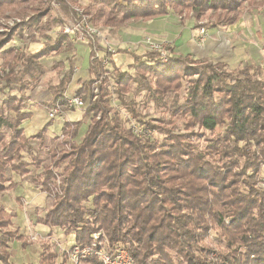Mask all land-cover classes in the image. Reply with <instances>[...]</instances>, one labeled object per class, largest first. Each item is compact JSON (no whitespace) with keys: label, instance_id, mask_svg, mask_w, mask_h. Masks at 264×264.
Wrapping results in <instances>:
<instances>
[{"label":"trees","instance_id":"16d2710c","mask_svg":"<svg viewBox=\"0 0 264 264\" xmlns=\"http://www.w3.org/2000/svg\"><path fill=\"white\" fill-rule=\"evenodd\" d=\"M81 1L89 8L101 5L90 21L112 29L171 12L181 19L192 12L197 28H217L237 23L246 8H264V0H0V23L8 17L22 20L34 15L0 34V60L8 70L0 79V92L5 94L0 104V195L18 187L8 170L24 179L27 164L41 162L31 141L42 150L53 120L34 136H25L21 125L32 118L24 110L27 91L34 90L45 75L42 60L71 49L74 36L59 32L29 54H15L9 42L22 37L24 28L33 40L44 26L63 23L52 14L53 6L68 10ZM214 12L215 20L204 23L205 16ZM44 17L49 20L42 25ZM106 57L113 74L108 76L103 58L96 60L91 68L94 78L78 92L104 78L97 100L83 112L89 124L86 135L75 142L83 119L68 122L63 126L67 140L59 141L53 151L55 156L62 153L55 167L68 161L60 187L54 186L50 167L31 179L52 199L38 223L74 235L73 246H91L92 235L101 232L108 247L123 246L136 264H264V190L258 186L264 182V79L253 74L250 65L229 70L223 63L195 60L191 55H173L164 62L149 51L132 55L136 71L132 76L122 71L112 54ZM71 77L70 69L59 82L53 105L58 97H65ZM184 82L188 87L182 95ZM112 93L141 126L151 123L125 101L129 93H145L147 100L169 113L161 121L169 127L157 126L163 140L136 137L117 111L110 117ZM179 117L186 121V131L198 129V144L191 142L189 132L176 134ZM222 126L225 130L218 131ZM14 216L0 204V264H11L14 241L29 245L13 228ZM211 232L221 243L214 249L208 243ZM43 247L39 264L69 262L67 253L58 263L57 252L48 243ZM80 264L102 262L90 256Z\"/></svg>","mask_w":264,"mask_h":264},{"label":"rangeland","instance_id":"374dc122","mask_svg":"<svg viewBox=\"0 0 264 264\" xmlns=\"http://www.w3.org/2000/svg\"><path fill=\"white\" fill-rule=\"evenodd\" d=\"M80 4V6H74V8L70 7L68 10L64 7L53 6L52 14L55 15V18L63 20V23H58V25L51 27L45 26L43 30L35 33V38L33 40L31 39L32 35L29 34L28 29L24 28L22 31V40L12 39L9 42L15 54L21 52L29 54L42 49L48 41L54 40L59 32L67 34L65 29L72 28L80 22L88 23V26L95 31L92 38L87 36L85 32H83V36L80 33L73 34L71 32L67 34L69 36H74L72 42L73 47L59 55L53 54L44 58L42 60V64L45 68L44 77L41 78L34 90L27 91L29 100L25 105V112H31V115L37 114L36 110L40 107H44L48 122L53 120L55 125L53 124L52 131L48 133V136L46 135L44 148L42 150L38 148L35 140L31 141V144L35 147L34 152L38 154L41 162H39L37 166L27 164L25 170L28 172V175L24 179L18 174L8 170L9 176H13L19 189L13 191L9 190L0 195V204L15 214L12 219L13 228L19 231L20 235H23L25 241L29 244L25 246L21 241H14L11 244V264H39L41 254L43 253V246L46 243L49 244L52 250L57 252V262L62 263L65 254L68 253L75 244L74 235L67 236L60 229H48V227L38 223L37 218L39 216H45V211L52 203V199L48 197L46 193L41 192L40 188L33 186L31 184V179L43 173L45 168L50 167L55 176L53 184L58 188L60 187L64 167L68 161L63 162L59 167H55V163L61 159L60 155H62V153L60 154V152L57 151L55 156L53 151L59 141L64 140L63 126L66 123H72L83 119L78 136L74 139L75 142L80 143L88 131L89 124L87 119H84L83 112L88 109L92 102L97 100L99 95L98 86L100 83L102 84L104 78H101L100 81L89 86L86 91L80 94L78 92L82 90L84 82L94 78L91 68L96 60L101 58L105 60L103 63L104 68L109 72L108 76H111L113 74V68L109 60L110 58L106 57V55L112 54V58L117 57L116 61H114L122 71H128L132 76H136V71L132 68V64L134 63L132 55H142L147 51L155 52L150 50L147 43L148 41L157 44H165L169 56L174 55L172 48L182 46L180 44L183 42V46L181 47L183 54L190 53L194 56L193 58L197 60H226L229 70L250 65L253 68L251 72L253 74L256 73L258 77L264 79V8L254 11H249L247 8L244 9L240 20L236 24L231 28L228 27L229 30L223 26L218 27L217 29L220 33L217 34H213L211 29L208 28V25L201 27L206 29L207 39H209L206 45V42L201 45L198 39V31H200L201 28H197V22L192 12L190 13V17L186 19H181L178 15L171 12L167 17L155 20L154 22L151 21L152 24L144 21L135 22L132 27L135 29V33H137L136 38L131 39L130 36L127 35V40L125 37L126 35L123 33L125 27L112 29V27L104 25L103 22L91 23L90 18L93 20V16L101 10V5H91L89 8L87 6L88 3L85 1H81ZM78 12H81L82 16H80ZM106 14L108 16L110 15L109 9H106ZM6 15H10V13ZM215 15V12L207 14L204 18V23L214 21ZM33 16V14H30L28 17L32 18ZM76 18H81L82 21L79 22ZM103 19H105V16H103ZM21 21V19H14V17L3 19L0 23V34L8 31L12 26L20 24ZM82 27L86 28V25L81 26V28ZM144 28L152 29L154 33H141L140 30ZM47 36L50 38H47ZM182 38H184V41ZM201 46L203 47L201 48ZM174 56L178 55L175 54ZM131 62L132 64H130ZM0 66L3 72V75L0 77L1 79L8 70L2 64V60H0ZM70 69L72 77L66 88L65 97H58L56 102L62 103L63 101L64 104L69 97L81 96L84 98L85 106L81 109H64L61 117L59 116L51 119L49 113L51 108L55 106L53 102L56 97V90L59 82L63 78V75ZM194 78H196V76H194ZM148 79L154 81L151 76H149ZM183 86V90L180 92L182 95L188 87V84L184 82ZM114 88V81H111V92H113ZM14 95L17 97L19 96L17 92H15ZM112 97L111 105L113 110L110 113V117H114L117 111L120 113L121 119L125 122L126 126L131 131L134 130V132L132 131L133 134L135 135V132H138L137 135H135L136 137L140 139L152 140L157 138L158 140H163L162 138L164 137L157 133V126L164 125L165 127H169L161 123L163 119L169 118V113L165 112L162 108H158L155 102L147 100L145 93H129L124 97L125 101L128 103L132 102L138 112L142 114L143 120L151 123L150 126L144 127L131 116L127 107L121 105L118 97L114 93H112ZM4 99L5 94L0 92V104ZM32 122V119H28L24 121L22 125ZM133 125L134 127H132ZM185 127L186 121L180 117L177 118L175 125L176 134L189 132L188 134H192L191 138L193 137L192 141L190 138V141L194 142V144H198V139L201 137L198 129L192 128L186 131ZM225 128L226 126H222L218 128V131L223 132ZM144 130L146 133L141 135ZM69 148L70 147H68L67 151H69ZM24 158L27 163L30 162L26 154H24ZM261 174L262 177H264V170ZM258 186L261 190H264V182L260 183ZM86 206H91V204H86ZM16 212L18 215H16ZM208 243L210 246L212 245L213 249L217 245H221L214 232L210 233ZM67 264H72V260L70 259Z\"/></svg>","mask_w":264,"mask_h":264},{"label":"built area","instance_id":"2783aa9c","mask_svg":"<svg viewBox=\"0 0 264 264\" xmlns=\"http://www.w3.org/2000/svg\"><path fill=\"white\" fill-rule=\"evenodd\" d=\"M82 16L81 12H78ZM85 20V19H84ZM86 25V28L81 26ZM67 34L69 33H80L83 36V32L86 33L90 38L93 37L95 31L88 26L86 22H80L73 26L72 28L65 29ZM83 39V37H82ZM199 44L203 45L207 40V31L205 28H201L198 35ZM150 50L155 51L160 55L163 61L169 59V52L165 44L163 43H152L147 42ZM3 75L2 68L0 66V77ZM85 106L84 98L81 96L69 97L64 104L57 102L53 108H51L49 116L51 119L54 117H61L64 109L73 110L81 109ZM134 127V125L132 126ZM137 127V126H136ZM139 129V127H137ZM142 128V127H141ZM144 129V128H143ZM141 130V129H139ZM134 132V130H132ZM138 132H135L137 135ZM142 133V132H141ZM146 131L144 130L141 135H144ZM142 137V136H139ZM92 244L91 246L81 247L73 246L71 250L67 253L68 260H72V264H80V260H83L87 257L94 256L102 262V264H136L135 260L129 254V252L123 247H108L104 242V235L101 232H96L92 235Z\"/></svg>","mask_w":264,"mask_h":264},{"label":"crops","instance_id":"0c3cea01","mask_svg":"<svg viewBox=\"0 0 264 264\" xmlns=\"http://www.w3.org/2000/svg\"><path fill=\"white\" fill-rule=\"evenodd\" d=\"M169 16V15H168ZM167 17V16H166ZM164 18V17H163ZM241 18V17H240ZM29 17L27 16V17H25L24 19H22V21H25V22H27V21H29ZM160 19H162V18H159V19H155V20H160ZM44 20H45V22H44ZM155 20H153L152 22H154ZM240 20V19H239ZM238 20V21H239ZM21 21V22H22ZM47 21H48V17H44L43 18V20L41 21V23H42V25H45L46 23H47ZM237 21V22H238ZM141 22V21H140ZM143 22V21H142ZM150 23H151V21H149ZM149 22H147V23H149ZM152 24V23H151ZM236 24V23H235ZM133 26V23L132 24H130V25H128L127 27H125V29H123V33L126 35L125 37H126V39L128 40V38H127V35H129L130 36V38L132 39V38H136V34L137 33H135L136 31H135V29L132 27ZM233 25H231V26H223L224 28H226L227 30H229L228 29V27H232ZM45 27V26H44ZM220 27V26H219ZM209 29H211V31L213 32V34H217V33H220L219 31H218V27L217 28H210V27H208ZM43 30V29H42ZM160 31V30H159ZM140 32L142 33H154L153 32V30L152 29H141L140 30ZM198 35H199V31H198ZM15 40H22L23 39V35H22V37H20V38H14ZM184 38H182V40H183ZM184 41V40H183ZM209 42V39H207V41H206V43H205V45L207 44ZM180 45H182L183 46V42H182V44H180ZM10 46V45H9ZM182 46H176L175 48H172V52L174 53V55L176 54V55H178V56H180V55H183V56H185V55H191L192 56V54H190V53H187V54H183L182 53V51H181V47ZM203 46H201V48H202ZM192 57H194V56H192ZM116 58L117 57H115V58H113L115 61H116ZM195 60H197V59H195ZM202 60H208V59H202ZM208 61H212V62H220V63H223V64H225V65H227V68H228V63H226V60H218V61H213V60H208ZM130 64H132V62L130 63ZM233 70H236V69H233ZM53 100V99H52ZM49 105V104H48ZM50 105H51V103H50ZM37 111V114L35 113V114H33L32 116V123H30V124H27V123H25V124H23L22 125V129H23V131H24V134H25V136H27V137H31V136H34L35 134H37V131L39 132L47 123H48V119H47V113H46V110H45V108L44 107H40L38 110H36ZM31 113V112H30ZM54 124V123H53ZM55 125V124H54ZM53 126V125H52ZM52 126L48 129V131H47V133H46V135L48 136V133H50V131H52L51 129H52ZM12 178H13V176H12ZM13 181H14V179H13ZM15 182V181H14ZM17 189H19V186L16 188V189H14V190H17ZM13 191V190H12ZM6 209V208H5ZM6 211L7 212H9L10 213V211H9V209H6ZM16 215H18V213L16 212ZM48 229H53V228H49L48 227ZM56 229V228H55Z\"/></svg>","mask_w":264,"mask_h":264}]
</instances>
